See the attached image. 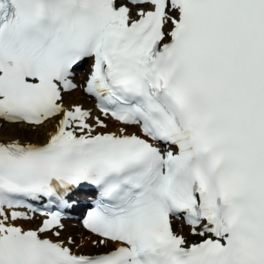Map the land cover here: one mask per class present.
I'll list each match as a JSON object with an SVG mask.
<instances>
[{"label":"snow or ice","instance_id":"snow-or-ice-1","mask_svg":"<svg viewBox=\"0 0 264 264\" xmlns=\"http://www.w3.org/2000/svg\"><path fill=\"white\" fill-rule=\"evenodd\" d=\"M0 264H264V0H0Z\"/></svg>","mask_w":264,"mask_h":264},{"label":"bare ground","instance_id":"bare-ground-1","mask_svg":"<svg viewBox=\"0 0 264 264\" xmlns=\"http://www.w3.org/2000/svg\"><path fill=\"white\" fill-rule=\"evenodd\" d=\"M72 99L75 101L83 103L86 107H91L93 105V101L84 97V95L82 93L74 94ZM112 130H115V129L113 128ZM68 227H69V231L72 233H78V232L82 231V229L79 228L78 222H75V221H68Z\"/></svg>","mask_w":264,"mask_h":264}]
</instances>
